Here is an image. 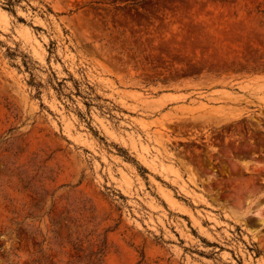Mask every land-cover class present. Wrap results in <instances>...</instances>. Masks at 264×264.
Wrapping results in <instances>:
<instances>
[{
	"label": "rangeland",
	"instance_id": "1",
	"mask_svg": "<svg viewBox=\"0 0 264 264\" xmlns=\"http://www.w3.org/2000/svg\"><path fill=\"white\" fill-rule=\"evenodd\" d=\"M5 4L0 264H264V0Z\"/></svg>",
	"mask_w": 264,
	"mask_h": 264
},
{
	"label": "bare ground",
	"instance_id": "2",
	"mask_svg": "<svg viewBox=\"0 0 264 264\" xmlns=\"http://www.w3.org/2000/svg\"><path fill=\"white\" fill-rule=\"evenodd\" d=\"M245 29H247L248 30V28H245ZM248 32V31H247ZM247 34V33H246ZM222 36V38L223 37H225V38H227V39H231V40H238V39H240L241 40V38L243 39L246 35H245V31L244 32H240L239 34H237V33H226V35H224L223 33L221 34ZM224 35V36H223ZM219 37H220V34H219ZM221 51H223V49H221Z\"/></svg>",
	"mask_w": 264,
	"mask_h": 264
},
{
	"label": "trees",
	"instance_id": "3",
	"mask_svg": "<svg viewBox=\"0 0 264 264\" xmlns=\"http://www.w3.org/2000/svg\"><path fill=\"white\" fill-rule=\"evenodd\" d=\"M16 0H6V4L8 7H11L15 4Z\"/></svg>",
	"mask_w": 264,
	"mask_h": 264
}]
</instances>
